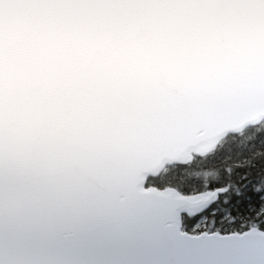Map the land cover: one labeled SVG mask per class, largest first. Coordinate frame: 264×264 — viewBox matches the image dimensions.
Wrapping results in <instances>:
<instances>
[{
  "label": "water",
  "instance_id": "1",
  "mask_svg": "<svg viewBox=\"0 0 264 264\" xmlns=\"http://www.w3.org/2000/svg\"><path fill=\"white\" fill-rule=\"evenodd\" d=\"M262 121L264 0H0V264H264L143 188Z\"/></svg>",
  "mask_w": 264,
  "mask_h": 264
},
{
  "label": "trees",
  "instance_id": "2",
  "mask_svg": "<svg viewBox=\"0 0 264 264\" xmlns=\"http://www.w3.org/2000/svg\"><path fill=\"white\" fill-rule=\"evenodd\" d=\"M147 185L160 190L173 188L183 195L219 191L208 211L183 218L187 232L202 218L204 230L209 233L251 228L264 231V122L227 137L205 157H192L184 165L166 167Z\"/></svg>",
  "mask_w": 264,
  "mask_h": 264
},
{
  "label": "rangeland",
  "instance_id": "3",
  "mask_svg": "<svg viewBox=\"0 0 264 264\" xmlns=\"http://www.w3.org/2000/svg\"><path fill=\"white\" fill-rule=\"evenodd\" d=\"M205 227V220L202 218L197 225L193 228V230H202Z\"/></svg>",
  "mask_w": 264,
  "mask_h": 264
},
{
  "label": "snow or ice",
  "instance_id": "4",
  "mask_svg": "<svg viewBox=\"0 0 264 264\" xmlns=\"http://www.w3.org/2000/svg\"><path fill=\"white\" fill-rule=\"evenodd\" d=\"M256 191L259 192L260 190L259 189H256ZM262 195H264V194H262ZM262 202H264V201H262Z\"/></svg>",
  "mask_w": 264,
  "mask_h": 264
}]
</instances>
